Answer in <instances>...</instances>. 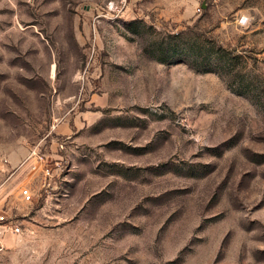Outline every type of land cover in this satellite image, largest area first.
<instances>
[{
	"label": "rangeland",
	"instance_id": "rangeland-1",
	"mask_svg": "<svg viewBox=\"0 0 264 264\" xmlns=\"http://www.w3.org/2000/svg\"><path fill=\"white\" fill-rule=\"evenodd\" d=\"M0 205V264H264V0H0Z\"/></svg>",
	"mask_w": 264,
	"mask_h": 264
},
{
	"label": "built area",
	"instance_id": "built-area-1",
	"mask_svg": "<svg viewBox=\"0 0 264 264\" xmlns=\"http://www.w3.org/2000/svg\"><path fill=\"white\" fill-rule=\"evenodd\" d=\"M30 167L32 170H35L37 165L31 164ZM43 174L45 177L46 176L48 177L50 175L49 170L47 168L44 169ZM19 194H20L21 198L23 199V201H25L27 203H30L32 201V194L28 188H21ZM0 210H2V209H0ZM1 212H3V213H0V229H3V231H1V232L6 233L8 236H12V237L18 236L21 233L20 227L18 225L11 223V222L7 223V221H6L7 218H12L13 214L5 212L4 209Z\"/></svg>",
	"mask_w": 264,
	"mask_h": 264
},
{
	"label": "crops",
	"instance_id": "crops-1",
	"mask_svg": "<svg viewBox=\"0 0 264 264\" xmlns=\"http://www.w3.org/2000/svg\"><path fill=\"white\" fill-rule=\"evenodd\" d=\"M1 206V205H0Z\"/></svg>",
	"mask_w": 264,
	"mask_h": 264
}]
</instances>
